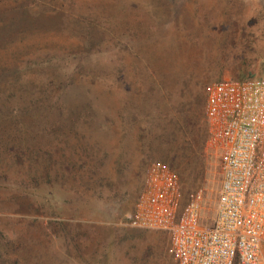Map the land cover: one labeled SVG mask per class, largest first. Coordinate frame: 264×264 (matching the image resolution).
Listing matches in <instances>:
<instances>
[{"label":"rangeland","instance_id":"obj_1","mask_svg":"<svg viewBox=\"0 0 264 264\" xmlns=\"http://www.w3.org/2000/svg\"><path fill=\"white\" fill-rule=\"evenodd\" d=\"M246 77L264 79V0H0V264H176L130 215L154 162L178 171L186 121L205 140L182 186L212 216L206 87Z\"/></svg>","mask_w":264,"mask_h":264},{"label":"built area","instance_id":"obj_2","mask_svg":"<svg viewBox=\"0 0 264 264\" xmlns=\"http://www.w3.org/2000/svg\"><path fill=\"white\" fill-rule=\"evenodd\" d=\"M209 144L220 154L221 184L212 216L201 191L154 162L131 224L169 234L176 264H264V79L206 87Z\"/></svg>","mask_w":264,"mask_h":264},{"label":"trees","instance_id":"obj_3","mask_svg":"<svg viewBox=\"0 0 264 264\" xmlns=\"http://www.w3.org/2000/svg\"><path fill=\"white\" fill-rule=\"evenodd\" d=\"M251 78H243L239 80H250ZM184 125L180 126L179 129L175 132H171V134H168L169 141L175 143L176 151L169 149V153L167 154L168 160L178 169L175 170L174 167H171L174 169L179 175H181V182L183 183V180H188L189 182H194L198 177L201 176L202 170H193L192 165L194 162H198L203 154V143L205 140V132L202 133L198 139H194L192 137V133L195 131V122L188 123L185 121L183 122ZM190 126V127H189ZM180 133V136H177V134ZM179 135V134H178ZM66 160L59 159L58 163H63L64 165ZM57 163V162H56ZM195 172V173H192ZM183 178V179H182ZM184 186V185H183ZM185 193H189L190 189L188 191L184 190Z\"/></svg>","mask_w":264,"mask_h":264}]
</instances>
